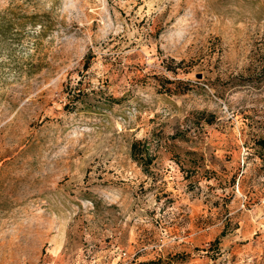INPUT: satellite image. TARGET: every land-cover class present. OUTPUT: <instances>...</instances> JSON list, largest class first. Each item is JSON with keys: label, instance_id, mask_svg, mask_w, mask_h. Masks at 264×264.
I'll return each instance as SVG.
<instances>
[{"label": "rangeland", "instance_id": "obj_1", "mask_svg": "<svg viewBox=\"0 0 264 264\" xmlns=\"http://www.w3.org/2000/svg\"><path fill=\"white\" fill-rule=\"evenodd\" d=\"M261 139L264 0H0V264H264Z\"/></svg>", "mask_w": 264, "mask_h": 264}, {"label": "trees", "instance_id": "obj_2", "mask_svg": "<svg viewBox=\"0 0 264 264\" xmlns=\"http://www.w3.org/2000/svg\"><path fill=\"white\" fill-rule=\"evenodd\" d=\"M261 144V148L264 149V139L258 141ZM131 153L135 159L143 160V157H146V161L142 163L145 165H150L152 163V158L149 153V147L146 143L141 140H136L131 145ZM261 158L264 159V155H261Z\"/></svg>", "mask_w": 264, "mask_h": 264}]
</instances>
